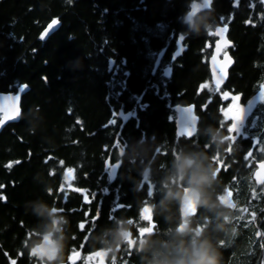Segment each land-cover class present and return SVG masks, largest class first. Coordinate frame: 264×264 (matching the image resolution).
<instances>
[{
  "label": "trees",
  "instance_id": "trees-1",
  "mask_svg": "<svg viewBox=\"0 0 264 264\" xmlns=\"http://www.w3.org/2000/svg\"><path fill=\"white\" fill-rule=\"evenodd\" d=\"M187 3L0 0V92H14L20 84L30 88L21 103L22 114L29 115L0 132V264H32L21 242L37 222L25 204L37 198L55 203L68 217L74 234L68 256L95 253L86 243L91 225L99 231L110 213L125 211L133 201L132 185L122 178L127 165L116 160L121 143L154 138L203 144V137H179L174 128L179 105L193 103L201 127L217 118L206 62L213 31L185 37L177 17ZM210 7L217 26L229 25L234 42L224 89L245 100L264 84V6L261 0H213ZM53 19L60 21L59 29L42 39ZM263 109L258 106L260 116ZM37 114L30 131L29 120ZM251 148L250 141L246 149ZM160 156L168 159L166 153ZM242 156L229 155L220 171L243 201L241 234L223 255L226 264H264V193L241 179L254 167L241 164ZM68 170H73L69 183ZM46 182L51 192L44 191ZM134 214L135 208L128 211ZM145 222L152 227L151 220ZM136 261L135 254L119 257V264Z\"/></svg>",
  "mask_w": 264,
  "mask_h": 264
},
{
  "label": "clouds",
  "instance_id": "clouds-1",
  "mask_svg": "<svg viewBox=\"0 0 264 264\" xmlns=\"http://www.w3.org/2000/svg\"><path fill=\"white\" fill-rule=\"evenodd\" d=\"M193 2L200 7L189 18ZM212 3L213 0H188L185 11L177 17L185 37L204 36L216 30ZM26 115L29 114L23 113L22 117ZM38 118L37 114L29 120L30 131H35ZM193 131L204 138L203 144L195 139L169 144L140 138L117 147L116 160L127 165L122 178L130 181L134 195L132 204L125 211L110 213L108 223L99 231L95 224L89 229V250L100 252L105 264H119L121 254H135L136 264H226L223 252L232 248L241 234L243 201L233 195L235 188L223 180L220 171L227 157H234L240 146L228 125L217 118L214 124L201 127L197 117ZM160 153H166L168 159L162 161ZM259 159L264 161V146L259 148ZM254 173L251 170L241 179L250 190L258 188L264 193V180L257 183L259 173ZM43 189L52 191L47 182ZM132 208L135 214L128 215ZM25 209L37 222L27 229L22 252L27 253L32 264H69V241L74 234L69 231L68 217L55 203L40 198L26 202ZM142 213L151 216V228ZM161 220L163 227L159 226Z\"/></svg>",
  "mask_w": 264,
  "mask_h": 264
},
{
  "label": "water",
  "instance_id": "water-1",
  "mask_svg": "<svg viewBox=\"0 0 264 264\" xmlns=\"http://www.w3.org/2000/svg\"><path fill=\"white\" fill-rule=\"evenodd\" d=\"M263 6H264V0H261ZM57 24L51 28L47 33V28L52 27V22L55 21V19L51 20L45 28L43 29L41 33V38L45 39L53 35L60 27L61 23L58 19ZM217 28L222 29V32H217ZM216 30L213 31V34L216 38V40L213 43L212 47V53L209 56L207 60V65L209 69L210 74V82L212 86L216 89L222 88L228 81L229 78V72L230 69L234 65V58L228 53L229 61L224 69V78L220 79L221 73H220V65L224 62L225 57L223 50L225 48H229L232 46V42L228 39V33H229V25H218ZM45 33V34H44ZM44 34V36H43ZM43 36V37H42ZM228 40L230 43L228 45H223V40ZM221 40V51L216 53V60L212 61L211 57L213 52L216 49V41ZM164 75L166 78H169L171 75V68L168 66L164 68L163 70ZM219 80V82H217ZM30 90L29 86L27 84H20L17 85L16 90L14 92H0V116H4L5 113L9 114V118L5 120V123L0 126V132L9 124L17 123L22 115V97ZM176 116L174 119V128L175 133L177 136L185 137V138H192L195 136L193 131L194 122L196 121L198 115L196 114V108L193 103L186 104V105H179L176 107ZM0 119H3V117H0ZM199 119V117H198ZM193 122V123H192ZM255 173H259V179L257 180V183H259L261 180H264V161H260L257 163L255 168ZM254 173V174H255ZM64 179L67 183L71 182L73 180V170H68L64 174ZM143 215V213H142ZM144 220L150 221L151 216L150 215H143ZM79 258V253H74L70 256V261L75 262Z\"/></svg>",
  "mask_w": 264,
  "mask_h": 264
},
{
  "label": "flooded vegetation",
  "instance_id": "flooded-vegetation-1",
  "mask_svg": "<svg viewBox=\"0 0 264 264\" xmlns=\"http://www.w3.org/2000/svg\"><path fill=\"white\" fill-rule=\"evenodd\" d=\"M214 35V34H213ZM228 39L232 42V46L229 48H225L223 50V53L229 52V54L232 56L231 54V49H233L234 47V42L233 40L229 37L228 35ZM216 40L215 36L214 39L210 45V53L209 55L206 57V62L209 58V56L212 53V47H213V43ZM209 71V69H208ZM210 76V74H209ZM225 86V85H224ZM224 86L220 89H216L215 90V94L217 95V107H216V114H217V119L219 120H223L225 124L228 125V131H229V127L230 126H234L237 123V118L233 116V110L230 111V114L228 116V114H226L227 109H229V98H224L223 94L225 92L228 93V95H235L237 97V105L239 108H247L248 112L241 116V119L237 125V132H236V141L235 143L238 144L240 146V151L243 153V156L241 158V164H243L244 166H247L248 168H250V165H253V170H255L256 165L258 162H260L259 159V148L261 146H264L261 143V140L264 139V109L262 111V114L260 116V114H258V106L259 105H263L264 107V96L261 97L260 95V89L254 93L252 96H248L245 100L243 99L244 96L242 95V93H238V92H234L231 90H225ZM13 92V91H12ZM224 110V111H223ZM260 117H262V122L257 123L255 120ZM225 119V120H224ZM230 132V131H229ZM232 135L234 136L235 133L231 132ZM250 141L252 142V148L251 149H246V144ZM240 164V163H239ZM224 166H221V169ZM74 253H79V258L75 261L72 262L70 261V256ZM96 253L99 252H95L92 255H95ZM91 255H86L84 257H82V254L80 251H76L71 253L68 256V261L69 264H90L89 262V258ZM105 261V259H104Z\"/></svg>",
  "mask_w": 264,
  "mask_h": 264
},
{
  "label": "snow or ice",
  "instance_id": "snow-or-ice-1",
  "mask_svg": "<svg viewBox=\"0 0 264 264\" xmlns=\"http://www.w3.org/2000/svg\"><path fill=\"white\" fill-rule=\"evenodd\" d=\"M56 24H57V20L55 19V21L52 22V27L47 28V30H46L45 33H47V32H48L51 28H53ZM216 31L219 33V32H222L223 30L217 28ZM45 33H44V34H45ZM44 34H43V36H44ZM43 36H42V37H43ZM229 43H230V42H229L228 40H226V39L223 40V45L226 46V45H228ZM220 51H221V40H217V41H216V49H215V51L213 52L212 57H211L212 61H215V60H216V53H217V52H220ZM224 57H225V60H224V62L221 63V65H220V73H221L220 79H223V78H224V76H223V74H224V69H225V66L227 65V63H228V61H229V59H230L229 56H228V53H227L226 51L224 52ZM217 82H219V80H218ZM224 95H225V96H228V93L225 92ZM260 95H261V97L264 96V84H261V85H260ZM234 97H236V96L233 95V96L231 97V99H232V103H230V104L232 105L233 115L237 118V123H236L234 126H230V127H229V131L235 133L234 137H235V140H236V138H237V137H236L237 125H238V123H239V121H240V119H241L242 114H241L240 108H239L238 105H237V102L234 101ZM228 105H229V104H228ZM227 107H228V106H227ZM223 111H224V110H223ZM0 117H3V119H0V126H2V125L5 123V120L9 118V114H8V113H5L4 116H0ZM224 120H225V119H224ZM223 123H224V121H223ZM109 124H110V122H109ZM189 138H190V137H189ZM0 199H3V197L0 196ZM61 210L63 211V209H61ZM97 218H98V217H97ZM80 228L83 229V228H84V225L81 224V225H80Z\"/></svg>",
  "mask_w": 264,
  "mask_h": 264
},
{
  "label": "rangeland",
  "instance_id": "rangeland-1",
  "mask_svg": "<svg viewBox=\"0 0 264 264\" xmlns=\"http://www.w3.org/2000/svg\"><path fill=\"white\" fill-rule=\"evenodd\" d=\"M200 6L198 5V4H193V6H192V11H191V15L192 14H195V12H197L198 11V8H199ZM223 97L226 99V98H229L230 99V101H229V109H227V111H226V114H228V116L229 115H231L230 114V111L232 110V105L230 104V103H232V99H231V97H232V95H228V96H225L224 94H223ZM234 101L235 102H237V97H234ZM240 111H241V114H242V116L243 115H245L247 112H248V109L245 107H243V108H240ZM234 116V115H233ZM235 117V116H234ZM110 172L111 173H113V170H114V168L112 167V168H110ZM89 262H90V264H105V261H104V256L99 252V253H96L95 255H91L90 256V258H89Z\"/></svg>",
  "mask_w": 264,
  "mask_h": 264
}]
</instances>
